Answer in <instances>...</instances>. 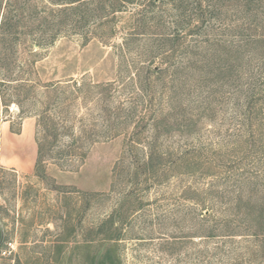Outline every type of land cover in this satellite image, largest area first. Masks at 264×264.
Returning a JSON list of instances; mask_svg holds the SVG:
<instances>
[{
	"label": "rangeland",
	"instance_id": "rangeland-1",
	"mask_svg": "<svg viewBox=\"0 0 264 264\" xmlns=\"http://www.w3.org/2000/svg\"><path fill=\"white\" fill-rule=\"evenodd\" d=\"M170 1L139 0L95 38L20 46L24 82L6 91L9 109L0 101L11 126L0 164V264H264L242 238L209 237L211 219L200 228L202 214L225 209L215 197L227 176L259 167L264 126L250 148L238 132L244 102L226 96L240 81L215 95L212 85L194 87L188 70L205 53L197 41L208 40L213 55L212 44L244 45L264 26L242 25L232 7L218 20L215 5L189 25ZM258 46L241 47V65L258 62Z\"/></svg>",
	"mask_w": 264,
	"mask_h": 264
},
{
	"label": "trees",
	"instance_id": "trees-1",
	"mask_svg": "<svg viewBox=\"0 0 264 264\" xmlns=\"http://www.w3.org/2000/svg\"><path fill=\"white\" fill-rule=\"evenodd\" d=\"M163 2L164 0H151L150 4L157 6L163 5ZM170 4L179 10L178 16L181 20L184 21L186 18L190 20L189 25L194 23L192 21L194 16L207 17L210 13L208 10L215 5L212 14L218 20L220 18L223 21L221 16H228L232 7L233 11L239 13L242 25L249 24V28H253V25L254 28L264 26V0H171ZM129 5L143 6L139 4V0H0V101L3 105L9 109L11 103L7 99L6 91L24 82L16 76V70L20 68L18 64L21 45L29 43L31 47L45 50L59 39L72 35L95 38L98 36L97 32L110 23L113 16L126 12ZM145 9L146 6L138 13L143 22L146 20ZM177 28L179 33L185 29L183 25ZM237 29L246 31L241 27ZM115 30L113 25L108 36H113ZM205 42L210 43L208 40L197 41L199 43L197 47L203 48L205 53L194 59L188 69L194 72L193 85L201 90L212 85L213 93L217 95L221 94L220 89L223 90L227 86L233 85L237 88L235 84L240 81L238 84H241V90L237 88L234 91H226V96H236L241 103L244 102V105L240 104L238 108L242 110L244 119L239 122L238 132L246 135V138L249 137L246 143L252 148L251 139L257 134L258 127L264 126V35L260 36V39L253 36L249 41H243L244 45H235L238 51L231 49L235 46L218 41L216 45L212 44L218 48L215 49L217 54L213 55L207 51L211 49V45L205 47ZM256 43L259 45L256 48L258 62L253 63L255 60L252 59L245 62L243 59L246 64L241 65L237 58L241 53V47L246 46L248 47L246 49L251 50L255 48ZM166 71L158 70L154 73L163 77L169 70ZM184 78L187 77H183V80ZM150 84L151 82H148L144 89L139 88L140 94L147 92ZM213 93L211 91L212 95ZM199 108L205 112L210 106ZM135 109L137 110L136 107ZM164 110L162 109L161 114ZM80 139L81 137L75 139V143ZM257 164L259 167L243 169L227 176L221 193L216 192L215 197L218 202L223 203L225 209H222L221 215L217 218L214 215L202 214L200 228L204 229L211 219L213 225L207 228L209 237L242 238L254 245L255 253L261 254L264 259V157L261 156ZM211 193L210 190L208 195ZM201 196L199 194V202L207 204V199Z\"/></svg>",
	"mask_w": 264,
	"mask_h": 264
},
{
	"label": "crops",
	"instance_id": "crops-1",
	"mask_svg": "<svg viewBox=\"0 0 264 264\" xmlns=\"http://www.w3.org/2000/svg\"><path fill=\"white\" fill-rule=\"evenodd\" d=\"M10 129V123L2 119L0 111V164H3L5 159V140L10 136Z\"/></svg>",
	"mask_w": 264,
	"mask_h": 264
},
{
	"label": "water",
	"instance_id": "water-1",
	"mask_svg": "<svg viewBox=\"0 0 264 264\" xmlns=\"http://www.w3.org/2000/svg\"><path fill=\"white\" fill-rule=\"evenodd\" d=\"M2 244H3V239L0 241V247L2 246Z\"/></svg>",
	"mask_w": 264,
	"mask_h": 264
}]
</instances>
